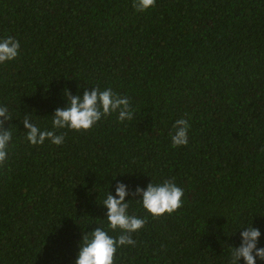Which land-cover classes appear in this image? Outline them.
Returning <instances> with one entry per match:
<instances>
[{
  "label": "trees",
  "instance_id": "obj_1",
  "mask_svg": "<svg viewBox=\"0 0 264 264\" xmlns=\"http://www.w3.org/2000/svg\"><path fill=\"white\" fill-rule=\"evenodd\" d=\"M133 3L0 0V37L20 42L0 64V105L13 114L0 264H73L81 233L106 227L99 204L117 181L134 193L171 179L184 194L158 217L130 202L146 221L114 264H229L250 224L264 247V0H155L143 12ZM92 86L128 97L133 118L60 129L61 145L26 141L25 113L50 128L62 90ZM181 117L189 142L173 148Z\"/></svg>",
  "mask_w": 264,
  "mask_h": 264
},
{
  "label": "clouds",
  "instance_id": "obj_2",
  "mask_svg": "<svg viewBox=\"0 0 264 264\" xmlns=\"http://www.w3.org/2000/svg\"><path fill=\"white\" fill-rule=\"evenodd\" d=\"M155 0H134L133 6L137 11H146L151 8ZM20 42L12 36L0 37V64L12 61L18 57ZM79 88V87H78ZM66 89V90H65ZM62 96L66 101L63 107H57L50 115L51 127H39L33 117V113H25L20 123L24 128L26 141L32 145H42L45 141L52 145H61L64 141L60 129L74 131L88 130L103 117L112 113L120 122L130 121L133 118V110L130 107L128 97L117 94L111 88L99 89L92 86L82 93L72 94L67 88L62 90ZM13 118V114L4 105H0V162L7 156V150L11 146L13 129L5 127V123ZM188 120L181 117L176 119L169 131L170 146L175 148L185 146L189 142ZM115 175L111 176L115 178ZM108 182V188L99 205L105 209L103 219L106 227L98 225L91 231L81 233L73 264H114V254L121 246H134L132 233H139L145 224L146 216H137L129 211L130 202H137L146 214L158 217L164 213H172L182 203L183 188L171 179H162L159 183L151 180L145 187H136L134 193H130L128 185L117 181L114 189ZM128 196V199L125 197ZM136 198L133 199L132 197ZM114 230L116 236L109 235ZM261 236L258 228L251 224L239 231V246L230 247L229 264H256L257 260L264 261V247H257V240Z\"/></svg>",
  "mask_w": 264,
  "mask_h": 264
}]
</instances>
